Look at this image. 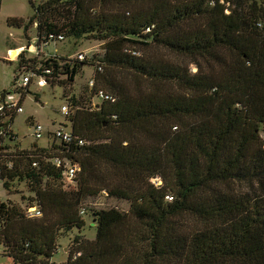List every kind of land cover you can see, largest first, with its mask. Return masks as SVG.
Here are the masks:
<instances>
[{"label":"trees","instance_id":"1","mask_svg":"<svg viewBox=\"0 0 264 264\" xmlns=\"http://www.w3.org/2000/svg\"><path fill=\"white\" fill-rule=\"evenodd\" d=\"M29 2L25 28L37 24L44 47L59 36L104 42L94 63L113 101L71 102L70 124L59 126L82 144L49 133L24 147L6 128L0 180L5 190L23 181L30 195L23 207L0 201V255L12 264H264V0ZM24 53L14 84L44 69L47 86L74 81L86 64ZM100 195L128 210H87L96 234L85 239L84 202Z\"/></svg>","mask_w":264,"mask_h":264},{"label":"rangeland","instance_id":"2","mask_svg":"<svg viewBox=\"0 0 264 264\" xmlns=\"http://www.w3.org/2000/svg\"><path fill=\"white\" fill-rule=\"evenodd\" d=\"M31 1L34 5H38L43 0H0V95L5 90H12L14 88V76L18 72L17 63L6 60L8 57L7 50L11 47H19L30 44V40L37 36V24H33L25 28L27 18L29 19L34 10L30 5ZM21 18L22 27L12 26L7 22L8 17ZM26 20V21H24ZM37 38V37H36ZM35 42V51L31 53H24L27 59H35L36 62H43L45 59L56 56L58 62L64 63L62 58L77 60L76 56L79 53L84 54L86 57V64L83 65L74 81H68L66 76L60 75L56 77L48 86L39 87L33 81L30 85V92L24 98L22 103L23 112L18 113L12 123V130L18 135V139L24 147L31 146L33 142L32 128L28 126L27 118L31 116L34 123H39L44 129V137L39 139L40 145H45L48 140L47 133H52L59 125L66 124L69 116L65 118L60 113L62 105H70L71 102L80 101V106L90 107L92 105H100V99L96 96V92L100 89L104 92H109L102 83H99L101 74L97 73L95 59H100L104 55V42L91 39L90 37L75 40L65 36L63 42L50 43L45 47H38V41ZM40 45V43H39ZM17 50L11 51V57L17 55ZM163 52V51H162ZM166 54V52H163ZM55 54V55H54ZM159 55V54H158ZM155 60L158 56L154 57ZM80 62V60H78ZM61 64V65H62ZM78 64V62H76ZM71 65V64H70ZM38 67V65H36ZM191 69H195L191 66ZM37 70V69H35ZM102 73V72H101ZM127 81L129 82V73H125ZM93 81V87L89 85V81ZM19 97V93H17ZM72 106L69 108V115L72 112ZM156 182V180H154ZM3 182L0 180V201H9L11 204L24 206L27 203L29 193L26 189V184L23 181L14 182L13 185H8V190L3 187ZM128 201L117 200L114 197L97 196L84 202V219L86 221L85 229L82 236L85 239H91L96 234L93 227L90 228L89 223L92 216L87 210L89 209H105L116 207L119 211L126 212L128 210ZM92 223V222H91ZM75 233L67 235L61 242L63 246H70L71 240ZM65 255L60 251L55 256L54 260L60 262L64 260ZM12 260L0 255V264H12Z\"/></svg>","mask_w":264,"mask_h":264},{"label":"built area","instance_id":"3","mask_svg":"<svg viewBox=\"0 0 264 264\" xmlns=\"http://www.w3.org/2000/svg\"><path fill=\"white\" fill-rule=\"evenodd\" d=\"M57 41H63V38L61 36L57 37ZM37 41H38V37H37ZM43 44H40L38 47H42ZM44 47V46H43ZM19 57V56H18ZM86 56L82 53L77 54L76 59L80 60V61H84L86 58ZM18 59V58H17ZM98 71H101V68H98ZM50 69H44L41 73H35V71L30 70L29 72H25L24 74H22L21 76H19L18 80L16 81V84H14V88L10 91L7 90L6 92H4L3 94H1L0 97V151L2 149V147H4V144L2 143V141L5 138H10L11 135L9 132L6 131L7 129H11L12 130V125H11V118L14 115H17L18 113L23 112V106L21 103V95H20V91L26 90L27 88H30V85L32 84V82H35V85L39 86V87H44L47 86V76L50 75ZM89 85L91 87H93V81H89ZM17 93H19V97L17 96ZM96 96L98 98H100L101 100L103 99L104 101H113V98L111 97L110 94L104 92V90H99L98 93L96 94ZM69 108L70 106L67 104L62 105L60 108V113L66 117L69 114ZM30 127L32 128V137H33V141H35V143L37 142L38 145V141L39 139H42L44 137V129L43 127L39 124V123H34L32 120L29 123ZM51 134L52 138H55L56 141H58L59 143H68L72 140L77 141L78 144H82V139L77 138V137H73L71 135V131L65 127H61L59 126L57 129H55ZM48 138H50L49 133H47ZM10 140V139H9ZM264 148V145H263ZM55 163L60 166L61 165V160L59 158L55 159ZM8 167H11V164H8ZM79 168L77 166H73V167H68L67 171H66V178L67 181H69L70 183L72 182L73 178L75 177L76 171H78ZM29 213L32 216H37L40 217L41 213L38 210V208L36 207H31L29 208Z\"/></svg>","mask_w":264,"mask_h":264},{"label":"crops","instance_id":"4","mask_svg":"<svg viewBox=\"0 0 264 264\" xmlns=\"http://www.w3.org/2000/svg\"><path fill=\"white\" fill-rule=\"evenodd\" d=\"M12 17V16H11ZM8 18H10V17H8ZM7 18V19H8ZM12 18H16V17H12ZM37 36H34V39H32V40H30V44L29 45H26V47H24V46H19V47H13V48H9L8 50H7V53H8V57L6 58V60H9V61H11V62H17V58H18V56H19V54L21 53V52H27V53H31V52H33V50L35 51L36 49H35V42L34 41H36V38ZM10 50L11 51H14V50H17L18 52H17V55H16V57H14V58H12L11 57V54H10ZM6 91V90H5ZM0 97H1V95H0ZM32 117L31 116H29V118H27V120H30ZM32 120V119H31ZM30 120V121H31ZM28 124V123H27ZM28 126L30 127V125L28 124ZM31 145H33V144H35V141H33V142H31L30 143ZM39 144V143H38Z\"/></svg>","mask_w":264,"mask_h":264}]
</instances>
